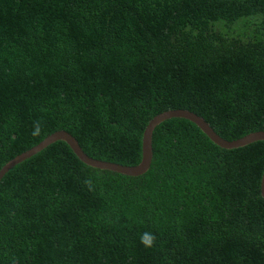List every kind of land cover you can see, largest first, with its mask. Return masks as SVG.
<instances>
[{"label": "trees", "instance_id": "obj_1", "mask_svg": "<svg viewBox=\"0 0 264 264\" xmlns=\"http://www.w3.org/2000/svg\"><path fill=\"white\" fill-rule=\"evenodd\" d=\"M174 109L229 141L264 131V0H0V171L60 131L137 166ZM153 153L140 176L64 141L15 166L0 264H264V142L225 150L174 118Z\"/></svg>", "mask_w": 264, "mask_h": 264}, {"label": "water", "instance_id": "obj_2", "mask_svg": "<svg viewBox=\"0 0 264 264\" xmlns=\"http://www.w3.org/2000/svg\"><path fill=\"white\" fill-rule=\"evenodd\" d=\"M185 119L195 124L215 145L225 150H234L246 147L256 142H264V131L251 133L243 138L229 141L221 137L211 125L201 116L185 109H174L165 111L154 117L147 125L142 138V160L137 166L129 167L116 163L100 161L89 157L81 148L78 141L67 131L57 132L46 138L39 145L33 147L29 151L19 155L15 159L8 162L0 171V182L4 176L15 166L24 162L26 159L38 154L50 144L57 141L66 142L75 154L87 165L106 170H112L127 176H140L146 173L153 160V135L156 128L170 119ZM261 196L264 199V173L261 181Z\"/></svg>", "mask_w": 264, "mask_h": 264}, {"label": "clouds", "instance_id": "obj_3", "mask_svg": "<svg viewBox=\"0 0 264 264\" xmlns=\"http://www.w3.org/2000/svg\"><path fill=\"white\" fill-rule=\"evenodd\" d=\"M43 130V122L41 120H37L34 122L33 125V135H39ZM83 184L88 187L89 190L94 189V182L92 178H86L83 181ZM157 237L155 234L151 232H144L140 235V242L142 245H144L146 248H151L155 245Z\"/></svg>", "mask_w": 264, "mask_h": 264}]
</instances>
